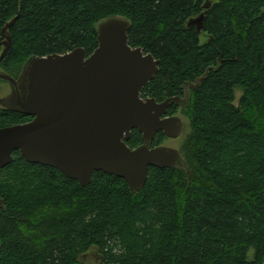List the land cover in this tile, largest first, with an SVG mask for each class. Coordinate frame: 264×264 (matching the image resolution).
Segmentation results:
<instances>
[{
	"label": "trees",
	"instance_id": "trees-1",
	"mask_svg": "<svg viewBox=\"0 0 264 264\" xmlns=\"http://www.w3.org/2000/svg\"><path fill=\"white\" fill-rule=\"evenodd\" d=\"M206 1L0 0V36L15 19L0 63L7 75L33 57L91 55L96 24L122 16L128 45L159 61L141 98L183 97L185 84L203 78L186 108L189 174L149 168L132 194L115 176L95 172L81 187L15 152L0 171V264H81L92 251L102 264L264 263V0H210L204 10ZM202 14L197 34L189 23ZM29 121L0 109V129ZM165 141L158 133L150 148ZM142 143L136 130L126 141L132 150Z\"/></svg>",
	"mask_w": 264,
	"mask_h": 264
},
{
	"label": "water",
	"instance_id": "water-1",
	"mask_svg": "<svg viewBox=\"0 0 264 264\" xmlns=\"http://www.w3.org/2000/svg\"><path fill=\"white\" fill-rule=\"evenodd\" d=\"M210 5L206 1L203 9ZM203 20L202 14L195 23L197 34ZM14 22L2 30L0 63L11 48L7 31ZM130 28L122 16L103 19L95 26L97 47L91 55L78 48L65 55L33 57L17 80L0 72V81L10 87L9 96L0 99V109L31 118L0 129V171L18 152L27 163L59 171L81 187L92 183L95 172H103L124 180L132 194L145 186L149 168L189 174L178 150L150 144L158 133L167 139L180 136L181 120L167 116V110L187 107L190 84L184 85V98L162 103L141 98L142 89L158 73L159 61L128 45ZM133 130L143 143L132 150L126 141Z\"/></svg>",
	"mask_w": 264,
	"mask_h": 264
},
{
	"label": "rangeland",
	"instance_id": "rangeland-1",
	"mask_svg": "<svg viewBox=\"0 0 264 264\" xmlns=\"http://www.w3.org/2000/svg\"><path fill=\"white\" fill-rule=\"evenodd\" d=\"M208 1H210V0H208ZM210 4L213 5V2L210 1ZM194 26H196V25H194ZM205 38H206L205 35H201L200 42L203 43L205 41ZM11 65H12L11 66L12 69H15L17 67V66H15V62H14V64H11ZM22 68H23V66H22ZM22 68L20 71L15 70L13 72L14 76H11V77L13 79L17 80L19 75L21 74ZM0 72L5 73L1 68H0ZM188 92H189L188 94L191 95V91L188 90ZM9 94H10L9 84L7 82L0 81V99L7 98L9 96ZM240 95H241V92L236 91V101L239 99ZM187 109H184V110H186V111H184L181 108L180 110H178L177 114L175 115V117L179 118L181 120V123H182V131H181L180 136L176 139H167L166 138V141L162 144V146L178 150L179 153L181 154L182 158H183L182 148L184 147L186 142L189 140V138L192 136L191 129H190V122L188 119L189 112L187 111ZM253 256H254V252L251 249L248 252L247 260L252 261ZM78 262H80L81 264H102L94 251H92L91 253L89 252L88 254L81 256L79 258Z\"/></svg>",
	"mask_w": 264,
	"mask_h": 264
},
{
	"label": "flooded vegetation",
	"instance_id": "flooded-vegetation-1",
	"mask_svg": "<svg viewBox=\"0 0 264 264\" xmlns=\"http://www.w3.org/2000/svg\"><path fill=\"white\" fill-rule=\"evenodd\" d=\"M198 18H199V17H198ZM198 18H197V19H198ZM197 19L194 20V21H191V22L189 23V25H191V26H192V25H196L195 23H196ZM195 27H196V26H195ZM194 86H195V84H193V85L190 84L189 91L192 92V91L194 90V88H195ZM184 97H185V91H184V95H183V97H181V98H184ZM188 97H189V94H188ZM189 100H190V97H189ZM188 105H189V101H188ZM188 105H187V107H188ZM187 107H186V108H187ZM186 108H185V109H186ZM24 124H25V123H24Z\"/></svg>",
	"mask_w": 264,
	"mask_h": 264
}]
</instances>
